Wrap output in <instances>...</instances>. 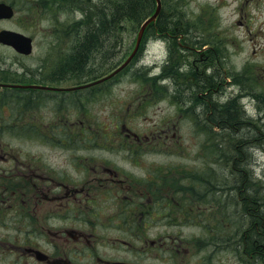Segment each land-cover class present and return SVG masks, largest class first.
<instances>
[{
	"label": "flooded vegetation",
	"instance_id": "af4514ba",
	"mask_svg": "<svg viewBox=\"0 0 264 264\" xmlns=\"http://www.w3.org/2000/svg\"><path fill=\"white\" fill-rule=\"evenodd\" d=\"M0 1L13 5L16 14L18 10L15 2ZM240 11L243 12L242 6ZM239 23L244 24L242 20ZM170 31H166L167 34L164 36L162 33L157 35L170 42L172 40L170 36H174L177 30L171 33ZM195 32L198 35L193 39L192 45H187L189 52L184 62L180 63L181 70L187 72L185 82L178 81L177 85L171 82L166 67H163L156 77L145 81L144 84L152 81L146 86L145 92L153 94L160 88L164 91L170 88L171 92L179 97L178 103L173 100V105L177 106L179 120L191 111L194 117H198L204 123V129L198 127V131L209 130L212 135L217 128L229 126L214 115L217 110L213 99L215 100L220 87H213L216 83L212 85V82L204 85V92L196 93V98H193L191 93L179 91L183 84L187 85L188 79L196 83L200 76H212L210 72L215 68L214 56L220 52L215 45L216 36L208 34L205 29H198ZM179 33L187 42L190 41L189 31ZM146 39L147 37L143 38L144 47ZM118 41H120L118 35H115L111 46L105 50L113 56L108 63L113 67L104 74L100 75L93 68L83 74L58 71L48 76L35 68L33 73L36 80L31 81L24 76L27 72L15 76V73L7 74L8 71L5 72L7 69L5 71L0 69V91L6 90L4 95L17 92L29 99L39 96L71 97L96 86L114 84L130 66L133 67L131 73L136 74L135 59H139L142 54L138 52V57L136 56L115 75L96 82L122 63L115 65L118 53L122 52L118 50L119 46L115 47ZM184 49L186 53V48ZM171 51L172 48L169 52ZM212 73L214 77L218 76L215 71ZM226 76L228 77V74ZM226 76L223 72L218 77L219 86ZM93 82L96 83L89 85ZM163 83L166 85L163 86ZM26 84L42 87L22 86ZM208 94L212 100L208 99L207 109L202 106L199 97ZM141 97L146 99L148 96L142 94ZM234 98L237 99V95H230L226 102L219 103H228ZM186 99L193 104L186 106ZM3 105L6 106L5 103ZM4 106L0 111H6ZM255 109L257 111V108ZM24 111L36 116L40 112L39 109ZM19 119L22 120L21 117ZM254 119L263 120L257 112ZM61 120L68 119L62 117ZM199 120L190 122L196 132H198L196 123ZM21 122L19 121L20 124ZM69 122L71 123L56 122L53 126L41 125L47 127L48 131L51 129L54 134L40 137L42 132L38 130L29 135L33 140H27V143L23 141L25 147L33 142L37 147L44 144L51 150L60 151L62 156L60 162L50 161L41 151L24 152L21 146L17 151H11L9 147L11 142L0 141V264H190L193 255L199 256L198 264H218L219 261H226L227 264H264V229L259 227L256 220L257 213L264 212L263 182L260 184L257 179L256 182L249 183L257 187L262 186L259 187L261 189L259 194H250L246 177L239 179L242 185L241 192L237 184L233 187L232 180H227L224 184L230 195L235 193L232 203L235 206L234 210L239 212L236 221L232 217L229 218L228 214H221L222 206L219 207L218 201L209 200L208 207L203 206L205 200L201 194L211 197L210 194L215 191L217 185L215 179L206 181L201 178L199 171L193 175L181 170L176 171L174 165L171 167L174 172L168 173L169 163L160 164L154 161L147 162L144 173L134 171L128 173L118 166H110L108 161L103 159H94L93 156L88 157L84 154L81 156L80 151L90 146L81 148L80 145L84 143L98 145L100 142L83 140L86 131L82 127L76 129L77 124L70 120ZM82 122L80 120L81 124ZM34 124L40 127L38 123ZM172 125L166 124L159 134L152 132V136L148 135L147 140L141 133L126 131L125 125L120 126V129L126 133V138H129L127 143L144 146L158 140L162 136L161 133L168 136L173 131L172 128L175 129V123ZM0 127L12 129L14 126L5 124ZM263 128L264 122L260 125V129ZM208 139L202 140L200 137L198 144H201V147L213 148L215 143ZM261 143L264 144V140H261ZM118 144H123V141H119ZM219 160L224 161L230 171L225 174L227 178L232 176V159L221 156ZM134 166L142 168L141 162H135ZM260 177L264 178L262 175ZM250 200L256 203L252 204ZM208 210H212L214 219L210 216L211 222H199L198 227L209 229V238L201 237L200 234L188 238L182 236L179 231L170 233L168 227L180 225V221L183 220L193 221L195 217L192 218L191 214L201 217V213ZM181 213L185 215L181 216ZM218 228L225 230L218 233ZM208 242L210 246L207 251Z\"/></svg>",
	"mask_w": 264,
	"mask_h": 264
},
{
	"label": "rangeland",
	"instance_id": "374dc122",
	"mask_svg": "<svg viewBox=\"0 0 264 264\" xmlns=\"http://www.w3.org/2000/svg\"><path fill=\"white\" fill-rule=\"evenodd\" d=\"M12 1L15 2L18 11L11 19L0 20V29L20 30L33 36L35 40L34 51L30 56H21L11 47L0 43V69H4L3 71L7 69L5 71H8L7 74L31 73L35 68L45 75L48 74V76L54 75V72H61L67 58L73 53L74 47L71 49V46H77L82 42L84 31L88 28H70L68 32L70 39L68 38L69 41L64 39L65 42L57 39L55 31L57 34L60 31L54 29L57 23L63 26V24L73 22L75 18L81 19L82 13L77 10L66 9L67 5H63L62 9L65 12L60 13L59 20L56 22L50 17L49 12H53L59 7L60 0H37L48 7L45 14L42 13L43 17L40 16L34 21L33 17L29 16L28 7L26 6L31 0ZM96 3L100 6L103 2L96 0ZM163 6L164 10L163 7L162 10L165 11L164 15L166 17L177 16L182 19L179 25L180 28H176L177 33L170 36L173 40L170 42L158 40V37L162 39V36L166 35V31H169V29L148 32V35H151L150 41H148V37L145 40L144 47L142 40L138 51L139 54H142L139 59H135L136 71L140 68L141 76L130 73V66L121 74L116 83H110L104 87L96 86L71 97L39 96L29 99L17 92L4 95L6 90H2L0 91V108H3V103H5L4 108H6V111H0V125L12 124L14 127L12 129H1L0 127V141L11 142L12 144H9L11 151H17L21 146V150H24V152L41 151L44 157L50 159V161L60 162L62 161L60 151L51 150L44 144H39L37 147V144L33 142L28 143V147H25L23 141L27 143V140H33V137L29 135H31V132H38V130L42 132L40 137L54 134L51 129L48 131L47 127L41 125L49 124L53 126L56 122L58 124H70L69 120L73 121L78 126L76 129L82 127L86 131L83 140L100 142L98 145L95 143L80 145L81 148L90 146L88 149L80 151L81 156L84 154L88 157L93 156L94 159H103L108 161L107 163L110 166H118L123 170H127L128 173L130 171L144 173L147 162L153 161L160 164L169 163L168 173L174 172L171 169L173 165L176 166V171L181 170L188 172V174L192 173V175L199 171L202 179L207 181L213 178L217 183L214 188L215 191L210 194L211 197L201 194V197L205 200L203 206L208 207L209 200L212 202L213 200L218 201L219 207L222 206L220 208L221 214H228L229 218L232 217L233 220L238 221L239 212L234 210L235 206L232 203L235 193L230 195L229 191L224 192L223 189L227 180L233 181L235 176L242 179V175L238 173L240 168H238L235 161V159L238 160L240 148L245 150V153H243L245 164L242 170L243 174L246 175L247 182H256L253 179L256 174H258V179L261 175L264 177V144L261 143V140H264V128L260 129V125L264 122V0H164ZM241 6L243 12L240 11ZM172 10L173 13H170ZM93 16L92 12L84 13V17L87 18L86 22L92 20ZM240 20L244 24L239 23ZM156 23H158V18L154 24ZM139 29L140 25L133 26L130 20L123 27L115 28L114 37L118 35L120 40L115 43V47L119 46L118 50L122 51L117 55L118 61H125L134 51ZM198 29H205L208 34H213L217 39L215 45L220 52H217L214 56L215 68L210 72L212 77L215 76L212 71H215L216 75H219L220 72H224L225 76L228 74L223 83L220 86L217 85V88L220 87V89L216 92V100L217 102H226L230 95H237L238 100L234 99L237 100L238 107L240 110H246L245 113H241L238 123H242L244 126L250 124L258 126L257 134L249 133V135L252 134V137L247 138V128L245 127L238 131H232L229 126L221 129L217 128L212 135L209 130L198 131V127L204 129V123L198 117H194L193 112L189 111L186 117L179 120L177 106L173 105V100L178 103L179 97L171 92L170 88L165 91L160 88L159 91L153 94L145 92L146 86L152 83L151 81L147 84V81L144 84L145 81L156 77L155 74L161 73L163 67H166L168 73H177L178 81L184 80L185 82L187 72L181 70L180 63L184 62V58L189 52L187 45L193 44V39L198 35L195 31ZM53 31L54 35H52ZM188 31L190 32L189 42L179 33H187ZM161 33L162 36L157 35ZM74 35H76L75 39ZM108 46H111V42L108 43ZM109 47H106V49H109ZM170 48H172L171 53L169 52ZM184 48H186V53ZM89 64L91 66L87 68V71L94 68L95 72L100 73V75L110 71L109 69L113 67L107 65V62L104 63L103 71H97L96 69L103 67L100 61L90 62ZM40 67H42L41 70ZM145 74L148 75L146 78L139 79ZM33 75L24 74L29 80L35 81V78H31L35 77V74ZM250 78L253 80L251 81ZM258 78L259 80H256ZM164 85L166 84L163 83ZM185 88H191L190 84H187ZM203 92L200 91V93ZM183 93L188 94L186 91H183ZM142 94H146L148 97L145 99L141 97ZM173 96H176V98L172 99ZM5 97L8 99H5ZM192 104L193 102L186 99V106ZM30 105L31 108L28 107ZM255 108H257V111ZM24 109H39L40 112L36 116L32 113H26ZM256 112L261 115L263 120L254 119ZM20 117L22 120L19 119ZM62 117L68 120H61ZM80 120L83 121L84 127ZM197 120H199L196 123L198 132L190 123ZM19 121H22L23 125ZM34 123H38L40 127H36ZM174 123L175 129L172 128L173 131L168 136L161 133L162 136L158 140L153 139L155 142L153 141L144 146L127 143L129 138H126V133L121 132L120 129V126L125 125L126 131L132 130L141 133L144 135V139L147 140L148 135L152 136V132L153 134H159V131H162L166 124L172 125ZM43 128L44 130H42ZM206 129L208 128L206 127ZM229 134L233 135V138H228ZM200 137L202 140L211 137L208 140L214 142L215 146L211 149L201 147V144H198ZM119 141H123V144H118ZM233 144L238 149L232 148ZM221 156L232 159V176H228V178L225 174L230 173V171L224 161L219 160ZM256 160H258V163H256ZM135 162H141L143 169L134 166ZM247 162L250 164L249 166H247ZM259 183L262 184L261 181ZM182 215L185 214L181 213ZM190 216L195 217L193 221L184 222L183 220L180 221L181 226L168 227L170 233L179 231L182 236L188 238L199 234L201 237L209 238L210 230L200 228L198 225L199 222H211V218L214 219L212 210L202 212L201 217L195 216V214ZM224 230V228H218L217 232L223 233ZM207 246L206 250L208 251L209 242ZM191 257L190 264H198L200 261L199 256L193 255ZM225 263L226 261H219L218 264Z\"/></svg>",
	"mask_w": 264,
	"mask_h": 264
},
{
	"label": "trees",
	"instance_id": "16d2710c",
	"mask_svg": "<svg viewBox=\"0 0 264 264\" xmlns=\"http://www.w3.org/2000/svg\"><path fill=\"white\" fill-rule=\"evenodd\" d=\"M100 1H102L103 3L100 4L99 6L97 5L96 0H68V1L60 0L61 4H58L59 7L56 10H54L53 12L48 11L51 14L50 17L53 19V21L56 22L57 20H59L58 17L60 13L65 12V10L62 9L63 5L64 6L67 5L66 9L77 10L78 12L82 13L81 16L83 19L75 18L73 22L68 23L66 25L63 24V26L60 23L56 24L54 30L59 29L60 31V33L58 34L55 31L57 35V39L58 40L60 39V41L62 42H65L63 41L64 39H66V41H69L70 34L68 32L70 28L71 29L79 28V27L88 28L86 31H84V34L82 36L84 39L82 40V42L79 43L77 46L76 45L71 46V49L74 47L73 53L67 58L64 67L61 68V73L83 74L88 72L87 68L91 66V64H89L90 62L96 63L97 61L98 62L100 61L103 67L96 70L103 71L105 66L104 63L107 62L109 63V61L113 59V56L109 55L105 50L106 47H108V43L110 44V42L114 37L113 33H115V28L117 29V27L119 26L123 27L124 24H126L129 20L133 24V26L136 25L139 26L156 9V0H100ZM162 1L164 3V0ZM26 6L28 7L27 11L29 12V16H31V18L33 17L34 21L37 18H40V16L43 17L42 13L45 14L48 7L46 6V4L41 3L40 1L37 0H31V2H28L26 4ZM163 10H164V6H163ZM163 10H161L158 16V23L154 24L155 21H153L152 23L149 24V26L147 27L148 32L161 31V29L175 30L176 28H180L179 25L182 19H179L177 16H171L168 18L164 15L165 11ZM90 12L94 14L93 19L90 21L87 20L88 22H86L87 18L84 17V13L87 14ZM170 13H173V10ZM52 35H54V31L52 32ZM76 35H74V39ZM120 62H121L120 60L115 62V65L119 64ZM131 71H133V67L129 72L131 73ZM140 73L141 70L139 68V70L136 72L135 75L138 74L139 76H141ZM26 74H31V76H34L33 72L31 73L27 72ZM168 74H169L168 77L170 78L171 82L178 83L177 73L172 72ZM14 75L18 76L20 74L15 73ZM220 76H221V72L219 73L218 76L214 78L212 76H208L207 78L206 76H202V77L200 76L199 78L200 79L203 78V79L201 80L198 79L196 84L191 79H188V82L186 83L190 84L191 88L186 89L185 88L186 84H183L179 91L181 92L186 91L188 93H191L193 95V98H195L196 93H198L199 91L203 92L205 87L204 85H207L211 82L212 85L216 83V85L214 84L213 87L219 85L218 77ZM146 77L147 76L145 74L143 77L139 79H143ZM209 93H211V91ZM209 95L210 94L203 97H199L202 106H204L207 109H208V99L212 100L211 95L210 96ZM235 99H230L228 103H219L217 102L216 98L215 100L213 99V101L216 104L215 109L217 110L214 115L218 120H221L223 123L228 124L232 131H238L240 129H243L244 127L247 128L246 131L247 138L252 137L251 136L252 134L249 135V133L257 134L258 126L253 124L244 126L242 123H238V121H240L241 113L242 112L245 113V111H243L242 109L240 110V108L238 107L237 100ZM228 138H233V135L228 136ZM234 145L235 144H233L232 148H237V146ZM243 153H245V150H242V148H240V152L238 153V160L233 158L235 159L238 168H240L238 170V173L242 175V179L246 177V175L243 174V170H242L243 169L242 167L245 164V161L243 159L244 158ZM246 164L247 166L250 165L248 162ZM255 188L256 186L252 184L250 194H256L254 193ZM238 189L241 192L242 189L241 184H239ZM250 201L252 204L255 202L254 200H250ZM257 214L258 216L256 220L258 222L259 227H261V229L263 230L264 212H262V214L260 212Z\"/></svg>",
	"mask_w": 264,
	"mask_h": 264
},
{
	"label": "water",
	"instance_id": "95a60500",
	"mask_svg": "<svg viewBox=\"0 0 264 264\" xmlns=\"http://www.w3.org/2000/svg\"><path fill=\"white\" fill-rule=\"evenodd\" d=\"M157 1V9L154 12V14L149 17L141 26L140 33L138 36L137 41V47L139 46L141 37L143 35V32L147 25L156 19L157 15L159 14L162 3L161 0ZM13 15V9L11 5H7L6 3L0 2V18L1 17H11ZM0 42H3L8 45H12L18 52L23 54H30L33 51V38L25 33L10 30V29H2L0 30ZM135 50L133 54L129 57L127 61L130 60V58L134 55Z\"/></svg>",
	"mask_w": 264,
	"mask_h": 264
},
{
	"label": "bare ground",
	"instance_id": "6f19581e",
	"mask_svg": "<svg viewBox=\"0 0 264 264\" xmlns=\"http://www.w3.org/2000/svg\"><path fill=\"white\" fill-rule=\"evenodd\" d=\"M256 176H257V177H256ZM235 179H237V180H235ZM235 179L232 181L233 187H234L235 184H237L238 186H239V184H241V180H239L240 178H235ZM253 179H254V180H257V179H258V174H256V175L253 177ZM258 180L264 183V178H262V177L259 176V179H258ZM251 187H252V184H250V185L248 186V191H249L250 193H251ZM259 187L262 188L261 185H260ZM259 187L256 186V188H255V190H254V193L259 194V192L261 191V189H260ZM223 190H224V192H225V191L228 190V188L224 185V189H223ZM233 190H234V189H233Z\"/></svg>",
	"mask_w": 264,
	"mask_h": 264
}]
</instances>
